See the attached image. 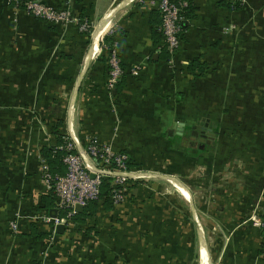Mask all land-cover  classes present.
I'll list each match as a JSON object with an SVG mask.
<instances>
[{"label":"crops","instance_id":"obj_1","mask_svg":"<svg viewBox=\"0 0 264 264\" xmlns=\"http://www.w3.org/2000/svg\"><path fill=\"white\" fill-rule=\"evenodd\" d=\"M36 1L66 9L71 22L63 26L48 24L0 0V103L8 104L0 119V264H125L122 255L89 257L85 249L67 256L63 241L57 239L47 242L54 248L43 256L42 241L30 235L31 224L40 230L41 221L37 222L35 215L49 214L44 209H34L47 193H42L45 186L37 171L41 148L55 144L58 121L63 122L60 132L64 133V129L66 136L75 135L78 143L84 145L87 137L94 135L113 148L127 151L144 147L138 142L139 136L168 135L176 124L187 130L184 104L189 100L186 101L185 92L193 90L200 102H207L210 97L221 98L224 103L233 99L237 85L249 84L232 71L246 65L233 62V55L229 54L234 50L230 44L234 33L224 31L231 24L240 23L244 29L241 38L245 45L251 44L252 26L264 25V0H247L238 12L218 6L217 0H194L196 17L187 23L185 41L174 54L172 64L162 59L160 15L152 6L155 0ZM116 7L110 26L101 34L98 49L91 55V49L88 51L92 32L95 29V36L99 25ZM74 19L94 24L89 37ZM101 42L104 54L97 57ZM111 48H115L124 71L119 92L105 88L106 59ZM198 57L214 67L206 76L195 79L185 68ZM225 78L228 89L223 90L221 80ZM84 81L87 83L83 89ZM241 99V103H246L247 97ZM63 108L65 111L61 112ZM238 116L232 114L233 118ZM213 133L207 142L212 146L217 139ZM205 146L199 148L200 153ZM257 150L260 154L256 156L242 147V155L236 154L214 166L220 169L219 166L229 165L234 169L235 160L242 172L240 185H235L239 181L227 179L231 177L227 174L215 188L211 185L210 200L217 199L212 205L221 207L211 214V231L198 214L205 191L162 176L176 179L189 195L188 201L180 196L189 206L198 263L203 246L200 264H264V231L250 219L252 215L264 218L263 145ZM110 214L111 211L101 212L97 216ZM218 216L222 217L212 223ZM11 221L17 224L16 232L10 228ZM45 226L46 231H51L49 225ZM109 245L116 244L112 241Z\"/></svg>","mask_w":264,"mask_h":264},{"label":"rangeland","instance_id":"obj_2","mask_svg":"<svg viewBox=\"0 0 264 264\" xmlns=\"http://www.w3.org/2000/svg\"><path fill=\"white\" fill-rule=\"evenodd\" d=\"M93 25L90 24L92 29ZM238 26L231 24L228 31L226 30L224 33H234L230 43L234 47L232 51L234 55L238 48H246L239 56L242 62L241 66L245 64L246 67L236 68L232 71L246 78V82L249 81V84L237 85L236 92H232L234 94L232 100L221 103V98L211 99L208 97L207 102L205 99L200 102V99L197 98L198 94H193V90L189 93L185 92L186 101L189 100L184 104L187 109L185 119L187 123L189 122L185 125L187 130L183 131L182 127V130L178 131L177 128L180 125L176 124L168 135L139 136L138 142L144 144V147L138 146L134 150L113 148L110 144L101 142L98 136L87 137L86 143L89 142V139L95 138L100 148L105 144L110 146V152L126 155L128 162L132 161L131 167L126 163L128 172L147 175L142 178L140 176L139 179H124L123 188H120L123 191L124 200L114 208L109 216H96L86 225H68L61 235L51 230L49 241L62 240V246L68 250L67 256L71 257L78 250L85 249V254L89 257L122 255L125 264H198L197 246L189 206L179 192L161 178L162 176H171L191 189L201 187L205 191L201 195L202 208L200 207L201 211L199 210L198 214L203 219V223L210 228L208 231H211V214L217 213L221 208L218 205H212L217 199L211 198L210 200L211 185L215 188L217 183L227 178L225 174L231 176L227 179L233 183L239 181V184L235 185H240L239 173L242 172L240 164L237 165L235 160H233L234 169L229 165L221 166L222 169L220 166V169H216L214 166L221 165L236 154L242 155L240 151L242 147H247L249 152L257 156L260 154L257 148L263 145L261 154H264V43L261 44L264 42V25H253L254 39L251 40V44L243 46L240 42H244L241 38L244 29L240 23ZM104 50L101 42V49H99L97 57ZM234 55L232 58L236 64L237 59ZM211 66L214 67L213 64H210ZM224 74L226 76V72ZM221 81L224 82L223 90L228 89L226 78ZM86 83L84 81L83 89ZM105 88L107 89L106 84ZM196 89L198 90V87ZM201 89L206 90L203 87ZM201 91L199 90V92ZM240 95L243 96L240 97ZM204 97L206 98V95ZM246 97V103H241L240 101L244 100L241 98ZM64 105L66 106V103ZM189 105L191 110L188 111ZM6 106L8 104L0 103V119L5 116L2 111L8 109L5 108ZM64 108L61 112L65 111ZM234 113L239 116L233 118L232 114ZM201 115L204 118L201 119ZM205 123L210 125L212 134H214L213 132L217 134L214 147L207 143L210 142V138H206L203 143L198 140L205 132V129L202 131ZM62 132L66 134L64 129ZM66 141L70 143L68 137ZM86 143L81 144L86 146ZM203 146L205 148L200 153L199 148ZM102 168L107 169L104 166ZM210 170L213 171V174L210 173ZM37 171L43 182L41 164ZM111 171L117 170L112 169ZM203 174L205 175L203 176ZM101 179L109 181L110 184L116 180L115 177L108 175L101 176ZM42 186L44 187V183ZM43 192H47L45 187ZM226 201L229 203L228 200ZM219 203L226 202L219 201ZM34 209L39 210L37 206ZM42 216L44 214L40 217L35 215L34 219L37 222L41 221L40 228H44L43 225L48 227L49 223L45 222ZM219 217L222 216L214 218L212 223H215ZM46 226L45 228H47ZM50 226L52 227V225ZM91 226H94V231L89 237L83 236L86 235L84 230ZM112 241L116 244L114 247L109 245V242ZM52 248L54 247L51 243L50 246L49 243L44 246L43 256L44 252ZM59 251L58 254L61 253Z\"/></svg>","mask_w":264,"mask_h":264},{"label":"built area","instance_id":"obj_3","mask_svg":"<svg viewBox=\"0 0 264 264\" xmlns=\"http://www.w3.org/2000/svg\"><path fill=\"white\" fill-rule=\"evenodd\" d=\"M2 1L9 5L12 4L11 6L17 10H19L18 6L23 4V12L26 15L48 24L63 26L71 22V16L66 9H56L36 0ZM187 1L188 0H155L152 3V6L155 7L160 15L159 29L162 36L163 46L169 55L167 62L170 64H172L174 54L181 46L179 37L181 32L180 23L182 21L181 12L187 7ZM237 1L242 6L247 2V0ZM73 21L79 26V29L82 32H88L91 28L90 24L85 21L78 22L77 19H74ZM107 67L106 86L108 91H111L124 75L115 48H111L109 52ZM67 137L70 139V143H68L66 147L69 152L62 159V162L66 167V173L63 176H52L49 173L46 160L42 157L40 159L42 180L47 191L52 190L54 193L56 208L59 210L67 209L69 211L67 216L63 218L48 213H45L44 216H42V219L49 223V226L52 225V227H50L53 232H55L56 226L60 224L64 225L65 228L68 225H71L69 218L76 212V206L84 208L90 201L98 198L101 176L108 175L116 178L115 182L112 183L110 191V200L114 207H118L124 200L123 191L120 189L123 188L124 179H139L130 176L134 172L127 171L126 163L128 160L126 155H117L110 152V146L108 147L105 144L100 148L95 138L89 139L86 146H82L79 142L82 151L98 171L93 172L87 167L82 157V152H80L77 146H75L71 135L69 134ZM102 166L107 169L102 168ZM112 169L117 171L112 172ZM91 175H93V177H91ZM250 219L256 227H259L264 231V218L252 215ZM10 228L13 231L17 229L15 221L10 222Z\"/></svg>","mask_w":264,"mask_h":264},{"label":"trees","instance_id":"obj_4","mask_svg":"<svg viewBox=\"0 0 264 264\" xmlns=\"http://www.w3.org/2000/svg\"><path fill=\"white\" fill-rule=\"evenodd\" d=\"M194 0H188L187 1V7L183 9L181 12V17L182 21L180 23L181 26V32L179 34L181 44L185 41V35L184 32L187 30L188 25L190 21L195 19L196 17V11L197 9L194 7ZM218 6L227 9L230 12H238L241 10L242 5L237 1V0H217ZM12 5V4H11ZM18 9L23 12L24 10V5L20 4L18 6ZM158 12V11H157ZM159 14V13H158ZM184 22V23H183ZM239 27V26H238ZM92 28L89 29L87 32V36L89 37L91 34ZM105 39V37L102 39V41ZM245 42H240V44L243 46L245 45ZM101 47V44H100ZM243 48H238L236 50V54H229V55H234L235 59H237V63H242L239 59V56L242 52ZM162 54V59L167 60L169 58V55L165 49L164 46H162L161 50ZM109 53V52H108ZM109 55V54H108ZM108 59V56H107ZM106 59V61H107ZM107 63V62H106ZM108 70V67H107ZM186 72L189 73L191 76H193L195 79L202 78L206 76L211 70H213L210 65L202 58L198 57L195 59H192L191 61L188 62L185 68ZM123 77L121 80L116 84L115 90L116 92H119L122 89L123 86ZM109 92H112L109 91ZM179 97H182V94H179ZM179 98V99H180ZM241 102V101H240ZM63 122L58 121L55 128L54 132L56 135V141L54 145H47L43 146L41 148L40 154L43 159L46 160L49 173L52 176H63L66 173V167L62 162L63 157L69 152L67 151V145L68 142L67 136L64 133L60 132V128H62ZM72 152V151H71ZM128 166L131 167L132 161L127 162ZM112 188V184L109 183V181L101 179V183L99 186V196L96 200L90 201L84 208H82L81 211H76L70 218L69 221L72 226H80V225H86L88 222L94 217L96 218L98 213L101 212H112L114 210V205L110 200V191ZM38 209H44V211L49 212L50 215H55L59 218H63L67 216L68 210H62V209H57L56 208V199L54 196V193L52 190L47 191L46 194L42 195L40 198V203L37 206ZM30 235L35 237L36 240H41L42 241V246L47 245V242L49 241L51 231H46L44 228L37 229L34 224H31L30 227ZM94 231V226L86 228L84 230L83 236L89 237L91 232ZM264 246V245H263Z\"/></svg>","mask_w":264,"mask_h":264},{"label":"bare ground","instance_id":"obj_5","mask_svg":"<svg viewBox=\"0 0 264 264\" xmlns=\"http://www.w3.org/2000/svg\"><path fill=\"white\" fill-rule=\"evenodd\" d=\"M127 1H129V0H127ZM117 10V7L115 8V9H113V10H111L110 12H109V14H108V16L106 17V21H104V22H102L100 25H99V27H98V29H97V31H96V34H95V36H93L94 38H93V44H92V47H91V55H94V53L96 52V50L98 49L97 47H98V42H99V40H100V37H101V34L105 31V30H107V28L110 26V24H111V20H112V18H113V15H114V13H115V11ZM108 20H110V21H108ZM94 31H95V29H94ZM72 136V139H73V141H74V143H75V146H77V148L79 149V151L80 152H82V157H83V159H84V161H85V163H86V165H87V167L88 168H90L93 172H98L97 170H96V168L93 166V164L91 163V161L87 158V156L84 154V152L82 151V149H81V147H80V145H79V143H78V141L76 140V138H75V135L73 136V135H71ZM147 174H144V173H142V174H138V173H132L130 176L131 177H134V178H140V176H141V178L143 177V176H146ZM162 180H164V181H166L167 183H169L172 187H174L179 193H180V195L186 200V201H188L189 200V195H188V193L185 191V189L176 181V179H174V178H165V177H163V178H161ZM184 186V185H183ZM203 247V246H202ZM201 247V248H202ZM204 247L206 248V244H205V241H204ZM201 248H200V252H199V263L198 264H200V258H201ZM206 250H207V248H206Z\"/></svg>","mask_w":264,"mask_h":264},{"label":"water","instance_id":"obj_6","mask_svg":"<svg viewBox=\"0 0 264 264\" xmlns=\"http://www.w3.org/2000/svg\"><path fill=\"white\" fill-rule=\"evenodd\" d=\"M93 35H94V31L92 32V35H91L92 37H91V42H90V47H89V51L88 52H90V49H91L92 44H93ZM99 42H100V40H99ZM99 42H98L97 45H99ZM113 91L115 92V90H113ZM177 129H178V131H181L182 130V126L180 125ZM204 129H205V132H203V134L201 135L202 137L198 139L199 142H201V143H203L206 138H213V136H214V134H212V132H211V128H210L209 124L205 123V127L202 128V131ZM193 135H196V134H193ZM91 177H93V175H91ZM81 210H82V207H80V206H76L75 207V211H81ZM64 229H65V226L60 224V225L56 226L55 232L57 234L61 235V234L64 233Z\"/></svg>","mask_w":264,"mask_h":264}]
</instances>
